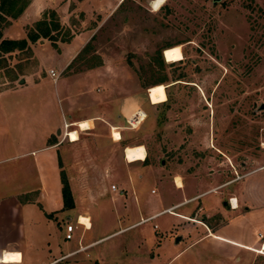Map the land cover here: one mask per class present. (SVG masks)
Wrapping results in <instances>:
<instances>
[{"label": "rangeland", "instance_id": "1", "mask_svg": "<svg viewBox=\"0 0 264 264\" xmlns=\"http://www.w3.org/2000/svg\"><path fill=\"white\" fill-rule=\"evenodd\" d=\"M152 1L123 0L107 8L103 17L96 16L93 34L71 66L58 72V83L53 84L41 70L40 76L47 77L38 87L0 95V193L19 185L17 167L24 160L17 156L16 142L22 132L29 142L33 125L41 116V102L35 99L40 94L50 112L53 107L63 113L64 90L78 89L76 79L95 97L140 90L151 103L144 121L148 129L140 133L136 127L132 142L144 147L146 162L151 161L161 177L181 174L191 190L235 180L226 189L232 187V193L237 192L239 214L215 233L257 249L264 240V0H163L158 8ZM175 46H179L182 58L166 61L164 50ZM49 48L51 45L45 43L43 49ZM14 56L24 58L27 51ZM16 64H20L19 70L35 69L30 59ZM12 72L10 67L2 68L0 90L12 86L4 83ZM65 76L71 78L61 79ZM94 110L76 105L72 116ZM63 142V171L71 176L74 206L60 213L57 222L64 229L66 219L74 223L80 214L93 223L86 231L76 225L70 241L59 239L63 246L75 244L80 233L82 242L108 233L145 211L129 201L124 208L127 215L123 214L120 200L113 195H123L124 190L110 191V185L117 184L108 171L117 168L97 165L103 159L111 160L121 148H98L92 135L81 134L74 143L65 137ZM142 184L145 200L167 202L177 196L172 186L163 188L149 178ZM150 188L156 192L150 194ZM210 201L209 195L193 203L196 215L192 219L197 224L203 219L219 223L214 210L204 209ZM222 214L228 220L229 212ZM177 222L164 213L142 226L106 237L58 264H264V253L200 238L204 231L192 230L175 241L181 231L170 232L169 228ZM153 223L158 227L157 235L150 231ZM140 228L158 236V241L140 239L136 236ZM173 231L179 233L174 235ZM259 235L258 242L252 243Z\"/></svg>", "mask_w": 264, "mask_h": 264}, {"label": "crops", "instance_id": "2", "mask_svg": "<svg viewBox=\"0 0 264 264\" xmlns=\"http://www.w3.org/2000/svg\"><path fill=\"white\" fill-rule=\"evenodd\" d=\"M121 1L123 0L18 1L17 5L21 3H25V5L22 11L15 17L4 15V24L0 29L1 37L8 39L25 37L27 28L34 21L40 19L42 12L47 9L55 12L59 27L55 31L56 39L53 41L54 43L46 38H39L36 40V43L28 44L29 52H27V56L24 58H14V53L19 52L18 50L3 54L6 67H10L13 71L10 77L5 78L4 83L9 82L12 86L0 90V95L5 92H21L30 87H38L41 85L43 78L47 77L40 76L39 72L41 70H45L47 75H49V69L61 72V70L67 68L80 48L83 47L93 34L94 24L92 22H96V16L100 15L103 17L104 11L107 8H112ZM45 43H49L51 48L43 49ZM13 58L15 61L12 62ZM24 59L33 61L35 69L31 71L19 70L21 69L20 64L16 63ZM1 71L2 68H0ZM66 78L71 77L65 76L61 79ZM20 79L22 80L21 84H19ZM50 79L52 78L50 77ZM53 81L52 83L56 84L59 79ZM74 83H76L75 87H78V89L74 91L64 90L63 113L55 112L53 107L51 108V112L53 111L51 113L50 108H47L45 100L43 101L41 98L43 97L41 94L38 98L34 97L37 101L41 102L39 107L40 113L38 114L41 116H39L38 122L33 125V133L28 137L29 142H25L26 137L23 136L24 132L21 133L16 142L19 151L17 156L19 159L24 160L17 167L20 176L19 185L14 190L0 193V264H58L93 247L98 241L106 237L117 236L130 229L142 226L164 213L177 218L176 227L171 225L169 231L172 232L171 230L179 229L181 233L173 231L174 235L180 234L176 237L178 239H182V235L188 236L192 230H196L200 234L204 231L200 238L221 240L231 245L260 253L258 251L264 240L255 249L251 244H245L215 233L216 230L224 227L229 221L233 222L239 214L237 211L239 207L237 192L232 193L234 190L232 187L226 189L229 185L236 182L235 180L228 179L221 181L207 189H201L202 191H198L196 188L195 190H191L188 188L187 182L181 174L161 177L158 175L159 170L154 167L151 161L146 162L144 158L127 159V147L140 145L132 142L135 128L139 127L140 133H146L148 129V125L144 124L146 112L150 109L151 104L148 101L147 94L145 95L143 91L136 90L117 97L114 94L105 93L99 97H95L89 94L88 89L85 88V83L78 82L77 79ZM85 104L88 107L95 108L94 112L73 117L72 110L74 107L76 105L77 107H87V105L84 106ZM45 110L46 112L43 113L42 111ZM142 111L144 112V116ZM20 117L22 118L24 115ZM86 122H90V126L81 127V124ZM72 126L76 128L67 129ZM63 128H65L64 132ZM115 128L119 135L118 138L114 136ZM72 132L76 134L75 138H71L70 134ZM81 134L86 136L92 135V141L95 142L98 148L99 145L121 148L111 160L103 159L97 165L107 168H117V170L108 171V175L117 184V187L114 189L115 192L118 191L117 188L124 190L123 195H119L118 193L113 195L116 201L120 200L123 214L127 215L124 208H126L125 203L128 205L129 201L135 203L136 207L140 209L143 206L145 211H140L138 218L134 221L117 227L108 233L91 238L85 242L80 240V233L75 244L63 246L59 239L61 237L64 238L65 232L63 227L57 222V216L65 212V210L61 209V184L59 178V173L61 170L63 171V163H65V161H62V156L66 149L63 141L66 137L69 143H74L79 139V135ZM121 140H126V143L121 145ZM144 153L145 157V149ZM64 175L72 194L74 190L71 186V176L65 173ZM177 177L180 180V184H177ZM146 178L160 184L163 188L169 189V186H172V191L177 193V196L169 199L167 202H163L160 198L145 200L143 195L146 194V188L143 187L142 182ZM113 185L115 186V184ZM137 187H139V190ZM229 190H232L231 193H228ZM155 192L154 188L149 189L150 194H154ZM209 195L211 196V201L209 204L207 203L208 205H205L204 209L207 210L209 208L210 211L214 210L219 223L213 225L208 220L204 221L203 219L197 224L196 220L192 219L196 215L195 211H193V203L197 199ZM227 198L230 199L227 201ZM233 200H235V203ZM219 203L222 205L220 208H218ZM223 211L229 212L228 220L222 214ZM47 214L50 215L47 216ZM211 214L213 213L211 212L209 215ZM207 215L205 214V217ZM80 216L78 214L75 217L74 223L68 219L64 223L74 225V230L76 229V225H79L82 230H90L93 225L90 221V226H85L86 228L76 223V219L78 217L80 219ZM86 218L89 220L88 216ZM188 221L195 223H188ZM58 228L62 232V235H59L60 237L58 236ZM157 228V225L153 223L150 231L157 235ZM73 231L71 239L73 238ZM136 236L140 239L147 237L151 241H158V236H151L148 229L145 228H140ZM176 238L175 241H177ZM71 239L63 242H68ZM258 240V238L253 239L252 243H256ZM2 256L3 260H1ZM96 263L98 264L97 261Z\"/></svg>", "mask_w": 264, "mask_h": 264}, {"label": "trees", "instance_id": "3", "mask_svg": "<svg viewBox=\"0 0 264 264\" xmlns=\"http://www.w3.org/2000/svg\"><path fill=\"white\" fill-rule=\"evenodd\" d=\"M18 1L20 0H0V29L4 24V15L15 17L22 11L25 3H21L17 5ZM58 27L59 24L55 12L51 9H47L42 12L40 19L34 21L31 24V26L27 28L25 37L23 38L20 39L3 38L1 37V32H0V68L6 67V61L3 57V54L7 52H11L14 50H18V51L23 50L29 52L28 44L35 42L39 38H46L50 40L52 43H54L53 41H55L56 39L55 31ZM74 58L68 64L67 68L71 66V63L73 62ZM120 143L121 145H123L126 142H123L121 140ZM144 160H146V156L144 157ZM59 178L61 184L60 187L61 203H62L61 209L62 210L72 209L74 206L72 194L70 191L68 181L62 170L59 173ZM49 215L50 214H47V216Z\"/></svg>", "mask_w": 264, "mask_h": 264}, {"label": "bare ground", "instance_id": "4", "mask_svg": "<svg viewBox=\"0 0 264 264\" xmlns=\"http://www.w3.org/2000/svg\"><path fill=\"white\" fill-rule=\"evenodd\" d=\"M162 2H163V0H153L151 2V4L154 8H158V6H160ZM164 58L168 62L180 60L182 58V53L180 51L179 46L166 48L164 50ZM86 126H90V122H86V123L81 124V127H86ZM70 136H71V138H75L76 134L72 132L70 134ZM114 136L116 138H118V136H119L116 128L114 129ZM144 154H145L144 148L142 145L127 147V149H126V156H127V159H129V160L142 159V158H144ZM176 180H177V184H180V180L178 178ZM233 202L235 203V200H233ZM77 220L79 223L84 224L86 227L90 226L89 220L85 216L81 215L80 219L78 217ZM260 250H259V252L264 253V242L262 243ZM1 260H3V256H2Z\"/></svg>", "mask_w": 264, "mask_h": 264}, {"label": "built area", "instance_id": "5", "mask_svg": "<svg viewBox=\"0 0 264 264\" xmlns=\"http://www.w3.org/2000/svg\"><path fill=\"white\" fill-rule=\"evenodd\" d=\"M48 74L49 76L52 78V80H55L58 76V72H55L53 69H49L48 70ZM110 189L111 190H114L115 189V186L113 184L110 185ZM76 223L80 224L82 227H85L84 224H81L78 222V220L76 219ZM75 226L72 225L71 223H66L65 226H64V239L65 240H68V239H71L72 237V231L74 230ZM262 236L259 235L258 236V239H260Z\"/></svg>", "mask_w": 264, "mask_h": 264}, {"label": "water", "instance_id": "6", "mask_svg": "<svg viewBox=\"0 0 264 264\" xmlns=\"http://www.w3.org/2000/svg\"><path fill=\"white\" fill-rule=\"evenodd\" d=\"M19 83H22V80L21 79L19 80ZM176 240H178V238H176Z\"/></svg>", "mask_w": 264, "mask_h": 264}]
</instances>
